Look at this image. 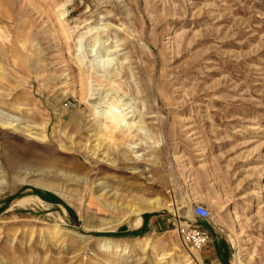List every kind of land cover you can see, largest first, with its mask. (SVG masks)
I'll return each mask as SVG.
<instances>
[{
  "label": "rangeland",
  "instance_id": "obj_1",
  "mask_svg": "<svg viewBox=\"0 0 264 264\" xmlns=\"http://www.w3.org/2000/svg\"><path fill=\"white\" fill-rule=\"evenodd\" d=\"M104 45L123 89L86 67L82 101ZM108 91L137 108L115 145ZM0 264H264V0H0Z\"/></svg>",
  "mask_w": 264,
  "mask_h": 264
},
{
  "label": "bare ground",
  "instance_id": "obj_2",
  "mask_svg": "<svg viewBox=\"0 0 264 264\" xmlns=\"http://www.w3.org/2000/svg\"><path fill=\"white\" fill-rule=\"evenodd\" d=\"M101 42H102L101 36L99 34H97V35L94 34L92 43L94 45H99V44H102ZM118 42H120V41H118ZM122 46L124 47V43L122 44ZM104 47H105V45H104ZM104 47L101 48V50H100V52L102 53V55L100 56L101 60H98L97 58H95L93 60L87 61L85 59H82L83 57H81L82 55L80 56V54L76 57V59H77L76 66L78 67L79 71L83 74V75L81 74L82 76L80 79V90L78 92L82 101H87L88 97L90 96V93L93 92V81H89L88 80L89 77H87V76L85 77V75L89 73V71L85 70L86 67H89V69H92V71L96 72V74L98 75L97 79L99 82H101L100 85L103 84V85H105V87L108 86L109 87L108 89L116 90L119 92L123 89V84L120 83L119 79H118L120 74H121L120 69H123V67L120 66V68L114 69L113 62H115V61H114V59L111 58V57H113V53L110 50H108L106 47L105 48ZM84 49H86V47L80 48V51L82 54H83ZM96 50L97 49H95V48H91L88 51H90V53L92 55H97L98 53ZM86 51H87V49H86ZM132 74H133V72H132ZM108 93H110V94H108L109 97L107 96L106 100L104 102L93 105L88 100V103H89V105L92 109V113L94 115L95 132L97 134L98 140L103 142L104 144L105 143H112L113 145H115L118 139L123 138L125 135L128 134L129 122H132L133 120L137 119V116H135L137 108H136V106H134L135 105L134 104V105H131L129 108L124 109L119 97L113 96L114 94L111 95L110 91H108ZM134 101H132V102H134ZM21 155H22V153H21ZM23 161H25V160L23 159ZM1 164H2V162H1ZM34 167H35V164H34ZM36 172L29 173L28 174L29 178H30L31 174H32L31 175L32 177L37 176V174H39V173H36ZM22 178H27V177H22ZM30 183L35 184V185H37L41 188H44V189L52 190V191L58 193L59 195H61V191L54 184L46 183V182L40 181L38 179L37 180L34 179L32 181H29V184ZM105 188H107V187H105ZM29 202H31V201L24 200V201L20 202L19 205H26ZM171 207H173V204L172 205H169L166 203L160 204L157 202V203H155L152 210H160L162 208H171ZM133 214L137 215V212L133 211ZM186 224H188V223L187 222L183 223V225H186ZM180 232H181V230H180ZM108 244H109V242L105 241L101 247L106 248Z\"/></svg>",
  "mask_w": 264,
  "mask_h": 264
},
{
  "label": "built area",
  "instance_id": "obj_3",
  "mask_svg": "<svg viewBox=\"0 0 264 264\" xmlns=\"http://www.w3.org/2000/svg\"><path fill=\"white\" fill-rule=\"evenodd\" d=\"M192 211L195 216L203 219L209 218L211 215L209 208L200 203H195ZM179 227L181 228V238L185 244L191 245L195 250H200L209 241V235L203 229H199L190 223Z\"/></svg>",
  "mask_w": 264,
  "mask_h": 264
}]
</instances>
